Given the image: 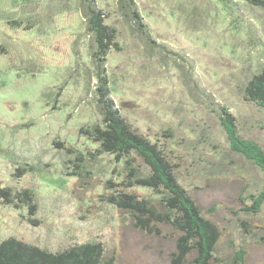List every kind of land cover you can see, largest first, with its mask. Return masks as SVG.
Returning a JSON list of instances; mask_svg holds the SVG:
<instances>
[{"label":"rangeland","instance_id":"obj_1","mask_svg":"<svg viewBox=\"0 0 264 264\" xmlns=\"http://www.w3.org/2000/svg\"><path fill=\"white\" fill-rule=\"evenodd\" d=\"M90 1L0 0V44L9 59L0 58V183L16 193L30 190L37 205L32 218L39 222L28 223L26 206L0 201V241L21 238L52 252L102 242L116 264H170L172 228L161 227L165 238L148 235L108 203L118 190L155 198L157 205L163 197L140 186L111 187L137 163L115 161L81 133L105 119ZM96 1L121 47L108 52L101 75L117 93L122 115L165 146L180 183L221 230L215 264H264V169L234 153L264 151V106L243 99L247 82L264 67V10L244 0H229L232 11L219 0H133L158 40L152 44L132 19L128 0ZM238 4L260 23L253 34L232 28ZM195 67L251 145L236 141L207 90L196 89L202 77ZM66 140L69 153L55 146ZM245 206L258 213H245Z\"/></svg>","mask_w":264,"mask_h":264},{"label":"trees","instance_id":"obj_2","mask_svg":"<svg viewBox=\"0 0 264 264\" xmlns=\"http://www.w3.org/2000/svg\"><path fill=\"white\" fill-rule=\"evenodd\" d=\"M244 1L254 8L264 10V0ZM96 2L98 3L96 0H91L88 8L92 16L90 24L95 34V43L99 46L98 62L100 63V67H98L103 75L107 71L103 67V63L106 62V55L109 51L120 52L121 47L116 42L118 31L115 27L105 22L106 15L104 14V9L97 5ZM219 2H222L223 9H228L227 11L234 10H231L233 5H227L229 0H219ZM128 5L132 19H135L137 26L141 28L147 40L155 44L158 40H154V36L146 23L147 19L144 17V13L140 7L137 6V2L128 0ZM232 13L235 18V26H232V28L240 27L246 32L251 31L252 34V26L260 28V23L255 18L251 20L252 16L243 8V5L238 4L235 12ZM243 16L246 18L243 19ZM240 18L243 20L241 21ZM248 21L250 23L253 22V25L248 23ZM232 33L235 36L233 30ZM164 44L163 46L170 45L166 42ZM4 49L6 48L0 44V58L6 64L9 62V59ZM189 57L193 59L190 54ZM196 67L197 73H200L202 77H199L201 80H199L196 89L201 90V88H204L203 91L207 90V92L205 91L207 97L222 111L227 120L226 122H228L232 129V135L237 139L236 141L242 143V146H245V148L249 144L251 145L252 142L239 133L236 116H234L233 112L224 109L226 107L225 101L223 98H220V94L211 89V85L209 88L204 85L203 73ZM188 73L189 78H191V71L189 72L188 70ZM101 74L97 75L99 78L97 92L99 93L101 108L105 113L104 124L102 126L96 125L92 131L81 129V133L90 137L94 142H98L101 152L114 155L115 161L125 159L127 163H137L136 167L131 168L125 181H122L119 185H111V187H122L128 190L135 186H140L150 188L154 193L163 197L159 203L160 208L159 205L154 203L155 198L141 197L134 192L118 190L114 195L109 197L108 203L118 210L128 212L134 220V227L148 235L165 238L164 235L166 236V234L161 227L172 228L177 234L174 237L176 238L175 250L170 253V264L217 263L219 260L216 257V250L221 237V230L214 222L203 215L197 201L182 186L176 173L178 164L171 161V157L165 150V146L162 147L157 141L149 139L147 135L140 132L128 120V117L122 115V108L118 103L117 93L114 92L107 78L105 76L102 77ZM245 93L243 98L245 102L264 106V67L259 75L251 76L245 86ZM70 145V141L67 140L55 143L57 148L67 153L70 152V148L68 147ZM251 151L253 153H250ZM241 152L249 156L248 159L251 163L254 162L255 165L260 166V169H264V151L261 148L237 149L234 153L241 155ZM252 156H254V159ZM141 169L147 170L149 173L145 175L141 173ZM16 191L18 190L0 183V201L14 208H19L21 205L26 206L29 215L27 219L28 223L36 227L39 222L32 218L37 212V205L34 202L33 194L26 188L17 193ZM259 198L261 199L259 201L261 204L264 200V192ZM258 210L259 208L256 210L253 206H245L244 212L254 215V213H258ZM173 235L170 234L168 237H173ZM116 259V255H112V253L109 255L106 252L105 245L102 242L90 241L70 246L61 251L52 252L21 238L9 237L0 241V264H116Z\"/></svg>","mask_w":264,"mask_h":264}]
</instances>
